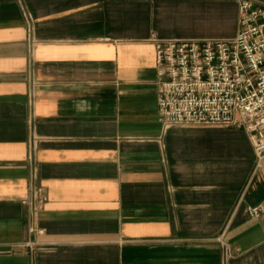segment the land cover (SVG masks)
Instances as JSON below:
<instances>
[{"label":"crops","instance_id":"obj_1","mask_svg":"<svg viewBox=\"0 0 264 264\" xmlns=\"http://www.w3.org/2000/svg\"><path fill=\"white\" fill-rule=\"evenodd\" d=\"M239 18L240 0H0V264H264L249 132L159 119L153 36Z\"/></svg>","mask_w":264,"mask_h":264},{"label":"built area","instance_id":"obj_2","mask_svg":"<svg viewBox=\"0 0 264 264\" xmlns=\"http://www.w3.org/2000/svg\"><path fill=\"white\" fill-rule=\"evenodd\" d=\"M239 22L231 38L153 36L159 119L165 126H243L258 164H264V4L240 0ZM31 194L24 202L35 211L47 194L39 185ZM247 211L259 217L264 203L248 205Z\"/></svg>","mask_w":264,"mask_h":264}]
</instances>
